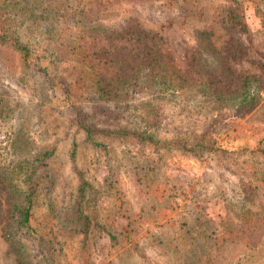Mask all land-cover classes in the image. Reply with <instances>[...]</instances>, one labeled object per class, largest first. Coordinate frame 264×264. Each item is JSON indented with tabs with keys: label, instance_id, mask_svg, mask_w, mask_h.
Returning <instances> with one entry per match:
<instances>
[{
	"label": "rangeland",
	"instance_id": "1",
	"mask_svg": "<svg viewBox=\"0 0 264 264\" xmlns=\"http://www.w3.org/2000/svg\"><path fill=\"white\" fill-rule=\"evenodd\" d=\"M62 1L71 10L85 0ZM116 1L120 9L109 21L137 24L157 34L150 42L153 49L169 52L174 66L188 76L200 77L206 71L196 53L201 54L199 31L210 30L219 54L231 58L239 51L231 59L232 70L253 77L258 96L249 108L229 111L209 105L197 86L184 88L174 102L149 100L142 89L127 107H102L89 99L93 95L83 86L74 85L71 92L62 89L87 68L85 51L64 40L72 21L56 25L62 34L57 41L46 38L55 28L44 34L19 27L15 35L39 44L38 61L50 71L45 74L33 65L23 69L17 59V69H9L0 58V264H228L216 258L217 245L223 242L232 249L220 254L229 259L240 252L242 242L229 238L242 228V219L254 213L259 217L256 249L264 252V156L245 148L261 138L264 145V17L254 4L264 13V0H244L247 6L238 20L246 22L245 31L227 23L229 0H200L198 12L185 10L182 1L178 8H168L163 0ZM105 44L99 38L88 55ZM217 118L229 124L208 150L188 157L165 155L161 170L150 165L153 172L145 161L148 147L131 137L135 124L157 120L176 131L204 134ZM88 121L119 133L95 134L106 146H92L78 128V123ZM220 148L227 150L218 159ZM51 149L38 175L48 172L53 183L36 194L30 230L19 223L17 210L27 193L22 167ZM106 162L123 167L114 185L106 190L103 184L95 195L88 188L82 198V178L102 183ZM80 206L116 239L100 226L85 232L78 218Z\"/></svg>",
	"mask_w": 264,
	"mask_h": 264
},
{
	"label": "trees",
	"instance_id": "2",
	"mask_svg": "<svg viewBox=\"0 0 264 264\" xmlns=\"http://www.w3.org/2000/svg\"><path fill=\"white\" fill-rule=\"evenodd\" d=\"M164 5L168 8H178V3L182 1L186 9L198 12L200 0H163ZM230 4L226 10L227 23L231 27L239 24V30L247 29L244 20H238V15L243 17L244 9L247 3L244 0H229ZM242 1V2H241ZM244 2V3H243ZM67 1L62 0H3L0 2V58L1 65L9 69L14 68L16 59L23 69L31 65L37 66V70L49 73L50 68L42 66L38 61L41 55L37 52L40 47L33 41H22L20 35H15L19 27H24L28 33L40 30L41 33H51L55 28L52 36H47L50 40L57 41L62 38V34L56 25L72 21V28L67 29L68 34L64 40L69 46H77L78 51H85L82 55L86 69H82L75 78L73 85H65L62 89L71 92L75 89L74 85L85 89L87 94H92L94 99L102 107L123 108L130 104L131 99L140 90L147 91L148 99L164 100L167 102L176 101L179 93L184 88L197 86L201 88L204 100L213 106H218L219 110H245L249 108L256 100L259 89L254 80L248 75L235 74L232 70L231 59L239 51L230 55L219 54L212 46L210 41L212 32L208 29H201L198 37L201 51L198 55V61H204L202 67L206 70L200 77L182 74L173 64L169 52L160 49H153V42L157 34L147 31L137 24L133 23H113L112 18L117 16L120 9V3L116 0H85L83 4L74 7L71 10L67 8ZM255 9L258 14L264 17V13ZM12 12V13H11ZM13 14V16H11ZM114 20V19H113ZM13 33V34H12ZM102 38L106 43L101 47V51L88 55L89 47L97 43ZM95 46V45H94ZM230 51H227L229 53ZM97 55H100L97 56ZM195 58V57H194ZM193 60V57H192ZM191 60V61H192ZM54 80V79H53ZM56 82V80H55ZM94 89V90H92ZM229 124L223 118H217L211 122L210 126L203 134L188 133L176 131V127L169 128L160 121H148V124H135L136 131L132 132L134 142L140 146L148 147V172L152 171L149 167L151 164L157 165L158 170L162 169L164 157L168 154H180L184 157L191 155H200L214 143L215 138L221 130ZM78 128L82 131L83 141L100 147L102 145L94 138L95 134L111 135L118 134L119 131L113 128L92 125L91 123L80 122ZM263 138L259 139L250 149L251 154H260L264 156ZM244 147L241 149L245 150ZM220 148L217 151L216 158L220 159V154L226 151ZM53 154L52 149L45 151L34 161L27 162L22 167L25 175L23 184L27 189L24 194L18 213L20 216L19 223L31 230L30 214L35 202L37 193H41L48 188L53 179L48 174L38 175L43 171H38L40 166H44L45 158ZM107 163V162H106ZM40 164V165H39ZM108 170L103 177V182L97 181L96 185L91 180L82 178L78 188L80 196L83 198L86 189L91 188L95 195L105 184L104 189L108 190L114 185L117 178L116 173L120 172L123 167L117 162L116 164L107 163ZM136 167L141 164H135ZM153 172V171H152ZM156 174V173H154ZM116 176V177H115ZM153 179V174H148V179ZM93 180V179H92ZM172 205L164 206L163 209H171ZM17 208V206L15 207ZM78 218L84 231H89L90 227L100 226L111 240L116 239L113 231L104 225L94 221L93 217L86 213L83 207H78ZM257 214H250L242 219V228L236 232L229 240L237 243L242 242L240 252L229 256L220 255L224 251L231 252L227 244H218L215 250L216 258L228 260V264H263L264 252L257 248L256 235L259 232V217ZM256 217V218H255ZM96 222V223H95ZM239 232L245 233L238 235ZM11 244L10 237H6ZM226 248V249H224ZM216 262V261H215ZM217 263V262H216Z\"/></svg>",
	"mask_w": 264,
	"mask_h": 264
}]
</instances>
